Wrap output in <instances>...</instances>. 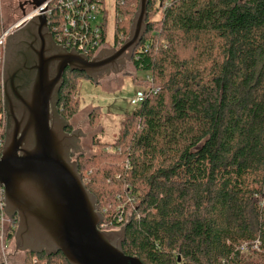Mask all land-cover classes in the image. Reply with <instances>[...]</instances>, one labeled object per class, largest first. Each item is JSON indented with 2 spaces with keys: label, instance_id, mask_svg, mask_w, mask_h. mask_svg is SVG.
<instances>
[{
  "label": "trees",
  "instance_id": "obj_1",
  "mask_svg": "<svg viewBox=\"0 0 264 264\" xmlns=\"http://www.w3.org/2000/svg\"><path fill=\"white\" fill-rule=\"evenodd\" d=\"M138 4L115 0L116 47ZM130 66L154 90L115 141L72 155L99 228L127 224L123 251L142 264H264V0H148ZM63 78L57 108L70 121L77 81L91 79ZM257 242L260 254L241 252ZM21 264L69 263L60 252H25Z\"/></svg>",
  "mask_w": 264,
  "mask_h": 264
},
{
  "label": "water",
  "instance_id": "obj_2",
  "mask_svg": "<svg viewBox=\"0 0 264 264\" xmlns=\"http://www.w3.org/2000/svg\"><path fill=\"white\" fill-rule=\"evenodd\" d=\"M44 1L30 3L34 9ZM138 2L129 37L104 58H88L57 45L43 9L4 38L7 124L0 186L7 216L18 219L14 234L18 251L60 252L69 264H142L123 251L127 224L116 231L98 228L103 217L97 200L72 159L82 133L67 132L71 123L57 108L65 69L83 72L96 83L98 75L114 68L127 52L131 60L147 16L148 0Z\"/></svg>",
  "mask_w": 264,
  "mask_h": 264
},
{
  "label": "rangeland",
  "instance_id": "obj_3",
  "mask_svg": "<svg viewBox=\"0 0 264 264\" xmlns=\"http://www.w3.org/2000/svg\"><path fill=\"white\" fill-rule=\"evenodd\" d=\"M19 1L22 2L23 0H0L2 22L4 26H8L17 19L32 13L33 7L31 3L27 6H23V9H20L18 6ZM114 2L115 0H107L105 4L110 23L107 27L105 42L101 48H98L95 56L101 49L105 47L110 48L114 45V26L111 21L113 18L112 15H114ZM157 17H159V15H157ZM126 69H129L130 73L122 70L121 73L116 75H110L105 78L101 76L98 77L96 83L84 78H80L79 82L77 81L78 88L75 98L79 101V106L76 108V114L69 122L71 123L70 128L74 131L80 130L82 136L78 143V150H76L74 154L83 152L89 156L93 153L94 142L112 143L115 141L122 132L124 121L127 116L138 107L131 106L129 103V100L142 88L141 85L135 82L134 78L137 80L144 79L147 72L138 70L132 75L133 71L130 63L126 65ZM95 106H99L101 109L98 116L93 113ZM72 159L74 160L73 157ZM15 218L17 219L16 216ZM100 228L99 229L103 231H112L110 230L112 227L109 226V224L107 225V223L102 224ZM119 229L120 228L116 230ZM240 250L242 253L256 251L260 254L263 252L258 242L253 246L242 244ZM259 254L252 255V258ZM24 256L25 253L16 250L14 236L11 240L7 238L6 247L0 250V262L3 261L6 264H21Z\"/></svg>",
  "mask_w": 264,
  "mask_h": 264
},
{
  "label": "built area",
  "instance_id": "obj_4",
  "mask_svg": "<svg viewBox=\"0 0 264 264\" xmlns=\"http://www.w3.org/2000/svg\"><path fill=\"white\" fill-rule=\"evenodd\" d=\"M107 0H45L44 3L34 8L32 13L17 19L8 26H5L0 33V155L4 144V130L6 124L5 111L2 105V64L5 37L15 32L32 15L39 14L44 10L47 24L57 44L67 50H74L88 57L95 56L98 48H101L103 33L107 35V27L110 23L109 14L105 4ZM167 3V0H165ZM114 11V10H113ZM112 24L115 21V14L112 15ZM141 88L133 98L129 100L131 106H138L146 96V90ZM150 91L154 89H149ZM17 219L9 218L5 212L4 189L0 186V250L6 247V239L13 238L17 229ZM118 226L110 230L116 231ZM246 249V248H245ZM3 264H6L2 261Z\"/></svg>",
  "mask_w": 264,
  "mask_h": 264
},
{
  "label": "flooded vegetation",
  "instance_id": "obj_5",
  "mask_svg": "<svg viewBox=\"0 0 264 264\" xmlns=\"http://www.w3.org/2000/svg\"><path fill=\"white\" fill-rule=\"evenodd\" d=\"M29 3H30V0H23L22 2L19 1L18 2V6H19L20 9H23V6H27ZM49 31H50V29H49ZM50 33H51V36H52L53 41L57 44V42L54 40V37H53V34H52L51 31H50ZM6 44H7V40H6L4 49H3L2 81H1L2 105H3L4 111H5V107H4V94L5 93H4V83H3V68H4V58H5V54H6ZM57 45H59V44H57ZM116 48L117 47L115 45L111 46L110 48L105 47V48L101 49V51H99L96 56H100L101 58H104V57L108 56ZM129 63H130V53L127 52L123 57H121L117 61V64H116V66L114 68L109 69L107 73H102L101 75H98V76L99 77L102 76V77L105 78V77H108L110 75H116L118 73H121L122 70H125V72L130 73V70L129 69H126V65H128ZM66 70H69V69L68 68L65 69L64 74H65ZM63 77H64V75H63ZM5 118H6V124H7V114H6V111H5ZM6 124H5V130H4V142H5ZM3 146H4V144H3ZM17 221H18V219H17Z\"/></svg>",
  "mask_w": 264,
  "mask_h": 264
}]
</instances>
